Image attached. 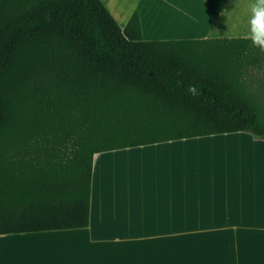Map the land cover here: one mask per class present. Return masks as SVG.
Returning <instances> with one entry per match:
<instances>
[{
    "label": "trees",
    "instance_id": "trees-1",
    "mask_svg": "<svg viewBox=\"0 0 264 264\" xmlns=\"http://www.w3.org/2000/svg\"><path fill=\"white\" fill-rule=\"evenodd\" d=\"M259 89L245 37L144 40L137 10L120 28L100 0H0V235L86 228L97 153L264 139Z\"/></svg>",
    "mask_w": 264,
    "mask_h": 264
},
{
    "label": "crops",
    "instance_id": "crops-1",
    "mask_svg": "<svg viewBox=\"0 0 264 264\" xmlns=\"http://www.w3.org/2000/svg\"><path fill=\"white\" fill-rule=\"evenodd\" d=\"M100 1L120 28L137 10L144 40L246 37L254 2ZM0 264H264V139L231 132L97 153L88 226L0 235Z\"/></svg>",
    "mask_w": 264,
    "mask_h": 264
},
{
    "label": "clouds",
    "instance_id": "clouds-1",
    "mask_svg": "<svg viewBox=\"0 0 264 264\" xmlns=\"http://www.w3.org/2000/svg\"><path fill=\"white\" fill-rule=\"evenodd\" d=\"M170 7L176 8V5L171 4ZM249 7V31L245 39L250 40L254 48H258L260 52L264 53V0H254ZM226 13L229 11L222 12L221 15H226ZM208 38V36L204 37V39Z\"/></svg>",
    "mask_w": 264,
    "mask_h": 264
},
{
    "label": "rangeland",
    "instance_id": "rangeland-1",
    "mask_svg": "<svg viewBox=\"0 0 264 264\" xmlns=\"http://www.w3.org/2000/svg\"><path fill=\"white\" fill-rule=\"evenodd\" d=\"M256 77H259V76H256ZM249 84V87L251 88V89H256V88H258L257 86H256V84H255V82H249L248 83ZM254 92H255V90H253ZM258 92H259V94L260 95H264V90L263 89H259V90H257L256 91V94H258ZM117 166L116 167H114V170L113 171H117V172H121L123 169H124V167H123V161L120 163V161H117Z\"/></svg>",
    "mask_w": 264,
    "mask_h": 264
}]
</instances>
